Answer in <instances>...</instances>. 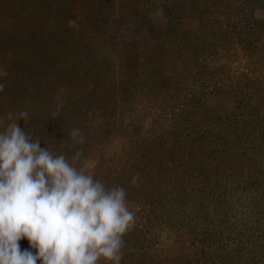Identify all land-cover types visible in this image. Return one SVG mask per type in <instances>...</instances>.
Instances as JSON below:
<instances>
[{
  "label": "rangeland",
  "instance_id": "1",
  "mask_svg": "<svg viewBox=\"0 0 264 264\" xmlns=\"http://www.w3.org/2000/svg\"><path fill=\"white\" fill-rule=\"evenodd\" d=\"M0 67V130L127 191L121 264H264V0H0Z\"/></svg>",
  "mask_w": 264,
  "mask_h": 264
},
{
  "label": "clouds",
  "instance_id": "2",
  "mask_svg": "<svg viewBox=\"0 0 264 264\" xmlns=\"http://www.w3.org/2000/svg\"><path fill=\"white\" fill-rule=\"evenodd\" d=\"M7 76L0 67V93ZM28 118L10 111L0 130V264H121L136 222L127 191L97 178L91 164L77 166L79 152L68 158L42 147L20 126ZM69 136L86 142L79 128Z\"/></svg>",
  "mask_w": 264,
  "mask_h": 264
}]
</instances>
